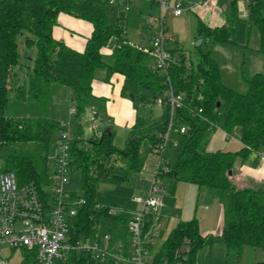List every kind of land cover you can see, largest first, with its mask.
Segmentation results:
<instances>
[{"label": "trees", "instance_id": "obj_1", "mask_svg": "<svg viewBox=\"0 0 264 264\" xmlns=\"http://www.w3.org/2000/svg\"><path fill=\"white\" fill-rule=\"evenodd\" d=\"M109 0H0V157L3 168L16 173L20 183L33 182L38 186L50 176L49 153L56 137L64 129L59 118L51 116L53 97L59 85L71 88V101L76 109L73 115L75 141L71 146V167L80 172L86 203L79 208L72 231L77 235L93 237L101 224L112 236V243L127 245L126 223L128 211L110 214V205L99 203L96 186L108 181L125 184L132 173L142 170L149 155L163 142L169 121V107L163 106L161 118L153 117L150 102L163 96L168 88L165 74L155 66L150 49L128 41L127 25L141 15L157 13L159 0H132L126 17L112 20ZM227 21L209 26L199 20L196 38L237 45L235 21L240 17L237 0H231ZM251 13L249 35L253 28L259 33L258 51L264 54V0H246ZM60 13H67L93 25L83 51H78L54 36ZM29 31L36 39L37 54L30 75V87L13 86L14 67L20 63L18 37ZM115 38L118 44L106 60L104 48ZM124 42H120V41ZM200 57L194 63L186 57L183 48L174 49L176 60L171 68V83L176 93L182 94L184 104L176 110L178 125H186L188 132L178 160L172 164L167 156L168 172L162 173L167 187L175 191L179 181L193 183L200 189H216L223 206V228L227 256L234 254L239 262L245 246H264V189L239 186L234 181V168L239 159L244 163L251 154L264 149V73L257 72L248 80L246 92H239L224 81L222 68L212 50L198 46ZM106 71V80L114 74L123 77L121 94L133 101L136 119L130 128L125 148L113 140V127L103 130L101 137L84 138L79 116L86 102L93 97V83L97 71ZM17 97L39 106L43 114L15 116L7 113L10 90ZM149 92V93H147ZM138 104H142V113ZM202 108V112L199 109ZM220 125L232 134L239 130L242 148L239 151L201 149L205 136ZM38 143L40 151L17 147L19 143ZM230 171L232 173L230 174ZM215 191V190H214ZM77 195L76 192H73ZM100 205V207H99ZM127 210V209H126ZM152 216L148 223L151 224ZM205 235L201 234L196 218L180 221L167 236L162 248L154 246V264H195L196 253ZM187 245L191 250L186 253ZM26 259L39 264L37 253L21 249ZM69 264H116L113 259L97 261L88 253H75ZM262 264V263H260Z\"/></svg>", "mask_w": 264, "mask_h": 264}, {"label": "rangeland", "instance_id": "obj_2", "mask_svg": "<svg viewBox=\"0 0 264 264\" xmlns=\"http://www.w3.org/2000/svg\"><path fill=\"white\" fill-rule=\"evenodd\" d=\"M193 0H190L192 2ZM227 1V0H226ZM230 2H226V7L230 9ZM239 6L240 17L235 21L237 29V45L225 44L220 42H212L209 39H202V49L212 50V55L218 60L224 75V81L239 92H246L248 89V80L257 72L264 73V54L258 51L259 33L256 28H253L249 35L251 13L245 7V0H237ZM116 6H109L111 19L114 21L117 18L126 17L129 11L124 8L116 10ZM191 11H184L183 15L176 17L171 10L167 13V24L169 32L177 36V41L182 45L187 53L188 60L197 63L200 57L198 49L199 39H195L196 27L199 16L203 14L194 6ZM154 15L145 14L137 19H132L127 25L126 37L129 42L150 46L147 35L153 34L155 29L148 26L153 22ZM26 38L36 39V36L29 31H24L18 37L20 63L14 67L13 86L25 85L26 90L30 87V75L33 71L34 59L37 54L36 44L26 43ZM120 42H124L123 40ZM118 41L113 38L108 47L114 48ZM106 60L111 61L109 54H106ZM104 69L98 70L97 74L101 75ZM149 93V92H147ZM98 101L93 97L86 102L84 112L79 116L84 129V138H90L95 134L91 128L93 123L103 126L104 122L100 119L101 113L104 112V117L107 119V112L99 109V114L94 110L97 107ZM71 88L59 85L53 97V105L51 116L56 118H68L72 121L73 116L68 113L71 107ZM149 105L153 110L154 118H161L164 111L163 107L157 102H150ZM142 113L145 109L142 104H138ZM135 108V107H134ZM136 110V109H135ZM9 115L15 116H37L43 114L42 110L33 103H26L17 97V90H10V102L7 108ZM99 128V127H98ZM116 132L114 144L119 148H125L130 129L122 124L114 125ZM179 145L173 147L167 143L165 147V155L168 160L175 164L178 160L179 152L184 145L185 139L183 136L177 135ZM17 147L29 149L32 151L42 150V146L38 143H19ZM242 148L239 130H235L227 137V132L218 125L214 132H209L201 145V149L206 151L225 150L239 151ZM53 151V149L51 150ZM254 157H249V161H253ZM157 154H151L146 159L142 170L138 173L131 174V180L125 184H114L108 181L99 182L96 186V200L104 205H110L115 208H126L134 210L138 208V203L134 198L148 192V187L151 185L155 175V164L157 162ZM256 161V160H255ZM242 164L238 159L234 168V181L237 185L260 187L263 183L259 177L261 171H257L255 164L247 163L245 165L246 176L240 172ZM252 166V168L249 167ZM69 191L83 193V182L80 172L73 169L70 173L69 183L65 186ZM207 188L202 189L199 195V186L193 183L179 181L176 185L175 192L167 197L166 203L159 209L161 215L162 226L158 228V237L156 238L154 247L158 251L162 248L170 231L177 226L180 221H187L196 218L199 223L201 234L205 235V240L202 246L196 253L195 264H264V246L253 247L245 246L242 256L237 262L233 253L230 257L227 256V248L224 239L221 237V220H222V204L219 198L213 194L207 193ZM217 191L213 189V191ZM201 191V190H200ZM212 191V190H209ZM199 198V201L197 199ZM185 248V247H184ZM6 257H9V264H34L32 258L26 259L25 254L21 249L11 250L4 249Z\"/></svg>", "mask_w": 264, "mask_h": 264}, {"label": "built area", "instance_id": "obj_3", "mask_svg": "<svg viewBox=\"0 0 264 264\" xmlns=\"http://www.w3.org/2000/svg\"><path fill=\"white\" fill-rule=\"evenodd\" d=\"M159 2V10L153 17L155 31L149 49L154 56L155 66L165 74L169 85L165 94L157 99L162 107H169V121L163 142L155 149L154 154H157L158 159L148 192L134 198L139 207L134 210L109 208L110 214L129 213L126 223L129 236L127 245L123 242L112 243L111 234L101 224L97 225L93 237H86L85 234L77 236L72 231L79 208L86 203V199L79 193L74 195L73 191L65 187L72 171L71 146L75 136L72 121L62 120L64 129L56 137L53 151L49 153V180L41 186L33 182L20 183L15 172L3 168L4 161L0 157V264H9L5 248L35 251L39 264H69L71 257L78 252L88 253L101 262L113 259L116 264H154V252L150 246H154L158 228L162 226L159 209L169 195L167 181L162 177V173L170 170L164 160L165 147L167 143L177 147L179 141L176 136L188 132L186 125L180 126L176 121V110L183 106L184 97L175 92L171 83L170 71L176 58L167 46V42L172 39L168 34L167 13L171 10L179 16L189 4L184 0ZM216 3L217 0H200L192 2V5L209 9ZM109 4L130 11L132 0H109ZM199 112H202V108ZM70 113L72 116L76 113L74 106ZM91 128L95 131L93 136H102L103 130H98L96 123ZM229 135L227 133V137ZM257 154L264 155V149L257 151ZM150 216L151 224L148 223ZM190 250L191 247L187 245L186 253Z\"/></svg>", "mask_w": 264, "mask_h": 264}, {"label": "crops", "instance_id": "obj_4", "mask_svg": "<svg viewBox=\"0 0 264 264\" xmlns=\"http://www.w3.org/2000/svg\"><path fill=\"white\" fill-rule=\"evenodd\" d=\"M184 1L189 4L188 8H186L185 11L186 10L191 11L193 10L192 8H194L195 6V5L194 6L192 5V2L194 3L200 0H193L192 2H190V0H184ZM227 1L217 0V3L209 9L201 7V6H197V9L199 8V11L203 14V16H199L198 21L202 20L206 24L212 27L224 24L228 19V14L231 9V8L228 9L229 7L225 8ZM190 5H192V7H190ZM245 7H246V0H245ZM116 8H117L116 10L118 11V9L121 7L116 6ZM183 13L179 16H176L174 14L173 15L176 17H180L183 15ZM156 14L157 13L150 14V15H156ZM148 26L153 27L152 23L149 24ZM53 32H54V36L57 39L63 40L67 45H69L70 47L78 51H83L86 47L87 39L91 36L93 32V25L86 20L74 17L70 14L60 13L58 17V24L54 27ZM168 34H169V37L172 38L171 40L167 42V46L170 48L171 51H173L174 49H180V48L184 49V47L178 43L176 34L169 32V26H168ZM151 36L152 34L147 35V38H149V41H150V46H148L149 48L151 47ZM195 39L197 40L196 35H195ZM202 42L200 44H197V46L201 45ZM108 45L104 48L105 54H111L113 51V48L112 49L109 48ZM138 45H141V44H138ZM143 47L147 48L146 46H143ZM186 57L188 58L187 53H186ZM122 87H123V77L120 74H114L111 77L110 81L106 80V73L104 71L101 75H98V74L96 75V79L94 80V83H93V98L98 101L96 105L99 108H96L94 112L99 114V109H102V111L105 110L107 112V119H105L104 117V112L101 113V115H99L100 119L104 122V124L101 127L98 125L99 127V128L97 127L98 130L107 129L109 128V126L114 128V125L116 123L122 124L128 127L129 129L133 126L135 119H136V110L134 108L133 101L127 97H124L121 94ZM72 106L73 105L71 104V107ZM71 107L68 110L69 114H71L70 113ZM59 119L69 120L68 118H59ZM251 156L254 157L253 161L248 162V159H249L248 158L242 164L241 166L242 169L240 170V172H242V174L246 176V173L244 170L245 165H247V163L255 164V162L257 161L255 168L258 169L257 171H261L259 180H261L260 182L263 183V186H260V187L264 189V155L253 153L249 157ZM249 167L252 168L251 165H249ZM174 192H172V189L169 188V195L173 194ZM201 193H202V189L199 188V195ZM207 193L208 195L216 194V196L218 197V194L216 191L207 190ZM167 197L164 203H166ZM197 201H199V198L197 199ZM222 228H223V206H222L221 232H222ZM221 232L219 231L218 234H221Z\"/></svg>", "mask_w": 264, "mask_h": 264}, {"label": "water", "instance_id": "obj_5", "mask_svg": "<svg viewBox=\"0 0 264 264\" xmlns=\"http://www.w3.org/2000/svg\"><path fill=\"white\" fill-rule=\"evenodd\" d=\"M202 42V39H199L198 44H200ZM232 173V171H230V174Z\"/></svg>", "mask_w": 264, "mask_h": 264}]
</instances>
